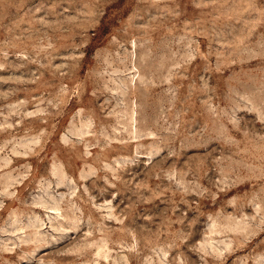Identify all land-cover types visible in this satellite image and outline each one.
Here are the masks:
<instances>
[{"label":"rangeland","instance_id":"1","mask_svg":"<svg viewBox=\"0 0 264 264\" xmlns=\"http://www.w3.org/2000/svg\"><path fill=\"white\" fill-rule=\"evenodd\" d=\"M0 264H264V0H0Z\"/></svg>","mask_w":264,"mask_h":264}]
</instances>
